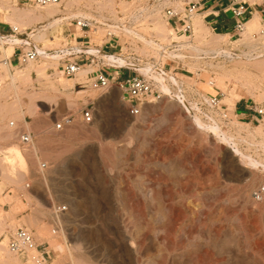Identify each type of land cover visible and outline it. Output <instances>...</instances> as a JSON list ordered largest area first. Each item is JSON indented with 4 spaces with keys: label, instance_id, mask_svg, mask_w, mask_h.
<instances>
[{
    "label": "rangeland",
    "instance_id": "obj_1",
    "mask_svg": "<svg viewBox=\"0 0 264 264\" xmlns=\"http://www.w3.org/2000/svg\"><path fill=\"white\" fill-rule=\"evenodd\" d=\"M188 1L60 0L55 8L0 0V21L16 17L23 22L18 25L21 38L41 27L45 40H32L34 46L70 53L57 64L42 58L31 61L32 70L17 96L10 77L0 81L4 171L0 172V247L4 249L0 264H28L6 248L9 235L20 228L30 231L46 249L49 257L44 264H264V198H259V192L264 193L263 169L239 162L217 138L196 129L183 107L153 81L148 80L153 94L138 102L139 115L131 117L126 107L131 103L118 85L93 88L91 75L85 82H75L74 76L63 73L67 62L81 57L75 52L77 46L123 56L139 65H156L181 82L182 94L201 120L212 119L236 139L239 150L264 165V35L255 31L248 38L246 29L242 33L213 30L201 15L193 14L207 33L190 16L192 31L200 29L201 37L198 31L186 34L191 46L179 50L188 39L181 40L180 24L171 26L165 10L174 9L183 17ZM49 9L56 13L46 15ZM26 10L33 12L27 17ZM30 15L39 19L30 21ZM260 15L264 22L263 11ZM55 20L60 23L53 25ZM77 21L87 28L77 27ZM102 21L115 28L107 29ZM158 26L164 27L166 33H160L164 37L158 35ZM123 28L137 36L124 34ZM138 37L182 54L181 58L159 63L155 51ZM93 60L94 64L86 62L90 70L96 65L117 70ZM28 64H9L11 75L18 73L16 83L26 81L20 71ZM118 69L143 77L134 70ZM67 80H71L67 88L58 86ZM170 91L176 89L170 85ZM224 94L232 102L240 99L250 105L255 119L236 116L232 104H216ZM85 109L91 110L92 123L81 121ZM65 116H71L72 123L55 130ZM19 132L32 136L28 148L19 146ZM14 145L26 158L25 170L3 161ZM33 146L37 152L30 156ZM41 164L47 166L43 171ZM61 206L66 210L55 216ZM254 226L255 231L250 230Z\"/></svg>",
    "mask_w": 264,
    "mask_h": 264
},
{
    "label": "bare ground",
    "instance_id": "obj_2",
    "mask_svg": "<svg viewBox=\"0 0 264 264\" xmlns=\"http://www.w3.org/2000/svg\"><path fill=\"white\" fill-rule=\"evenodd\" d=\"M15 1V0H14ZM176 4H178L177 5V7L179 8L180 6H179V3H176ZM60 5V2L58 3V4H56V5H47V7L49 6V7H55V8H58V6ZM60 7V6H59ZM177 7H176V5H175V8L177 9ZM2 8V7H1ZM13 7H11L10 9H12ZM54 8V9H55ZM13 9H15L14 11H19V10H17L16 8H13ZM54 9H49V12H46V15H49V16H52V15H54L55 13H56V11L54 10ZM180 9L182 10V7H180ZM22 10V9H21ZM24 10V9H23ZM22 10V11H23ZM29 10V9H28ZM14 11H11V14H12V12H14ZM21 11V12H22ZM46 11H47V9H46ZM20 12V11H19ZM26 12H27V10H26ZM28 12H33V10H30V11H28ZM27 12V13H28ZM210 12H211V10H210ZM258 12V11H257ZM16 13V12H15ZM23 13L25 14V10L23 11ZM30 13H28L27 14V17L29 16V14ZM24 14H22V17H23V15ZM33 14V13H32ZM39 14V13H38ZM14 15V14H13ZM11 16V15H10ZM17 16V15H16ZM21 16V15H20ZM39 16V15H38ZM75 16H76V14H75ZM79 16V15H78ZM15 17V16H14ZM13 17V18H14ZM21 17V18H22ZM211 17V16H210ZM24 18H25V15H24ZM34 18V19H33ZM191 18L193 19V21H191V22H195L194 24H196V25H198L199 26V24H201V22H200V20L198 19L199 18V16L197 17V15H194V16H191ZM190 18V19H191ZM7 19H9L10 20V18L7 16ZM11 19H12V17H11ZM15 19L17 20V18L15 17ZM18 19H19V17H18ZM31 19V15H30V18H29V20ZM35 19H37V16H36V18L35 17H32V21L33 20H35ZM39 19V18H38ZM37 19V20H38ZM91 19V18H90ZM200 19H202V18H200ZM6 20V19H5ZM16 20H10V22L8 21V20H6V21H8L11 25H12V28H16V29H18V25H20V24H22L23 22H21L20 23V21H16ZM20 20V19H19ZM22 20V19H21ZM30 20V21H31ZM41 20V19H40ZM23 21V20H22ZM27 22V21H26ZM56 22V21H55ZM54 22V23H55ZM25 23V22H24ZM53 23V24H54ZM102 25H104L107 29H114L115 27L113 26H111V25H109V24H107V23H105V22H100ZM199 23V24H198ZM29 24V23H28ZM25 25V24H24ZM190 25L192 26V24L190 23ZM195 25V26H196ZM163 26V25H162ZM46 27V26H45ZM117 27V26H116ZM159 27V26H158ZM199 27H201V31H203L204 32V27L202 26V24L199 26ZM203 27V28H202ZM118 28H121V26L120 27H118ZM162 28H163V30H162ZM195 28V27H194ZM260 28H262V29H260ZM32 29V28H31ZM44 28L42 27V30H43ZM246 29V32L244 33V34H246L247 35V37L248 38H250L249 36L250 35H252L251 33L252 32H259L261 35H264V22H263V20L261 19V17H260V15L258 14V13H254V15H252V17L251 18H249L248 20H246L244 23H243V29H242V31H241V33L242 32H244V30ZM260 29V30H259ZM123 30H124V34H128V35H130V36H132V35H135V36H137V34H135L134 33V31H132V30H130V28L128 29V28H123ZM200 30V29H199ZM199 30H197L198 31V33H196L198 36H200L199 35ZM115 31V30H114ZM117 31V30H116ZM157 31H160L159 33L157 32ZM156 32L158 33V35L161 33V34H163V32H165L166 33V31H164V27H159V29L157 30ZM193 31H195V30H193ZM192 30H191V32H193ZM197 31H195V32H197ZM205 31H206V29H205ZM164 33V34H165ZM202 33V32H201ZM205 33H207V31L205 32ZM159 35V36H163L164 37V35ZM193 34H194V32H193ZM196 34H195V36H196ZM28 37L27 38H21V37H18V36H15V35H3V34H1L0 33V49L1 50H3V56L1 57L0 56V59L1 58H3V60L1 61L0 60V81H1V79L2 78H5V77H10L9 79H11L10 81H11V84H12V88H13V93H14V95L15 96H17L18 95V92H20V90H21V88L20 87H22L23 85V83H25V82H27V76H28V74L30 73V71L32 70H30L29 71V65H31L32 64V62L31 61H28L29 62V64L26 66V67H28V68H25V70L27 71H25L24 69V71L26 72V73H23L24 71L22 70V71H20L19 69V71H20V73L22 72V74H23V76H22V78L25 76V80L26 81H24V82H20V83H16V77H15V75L14 74H18V73H14L13 75H11V72H10V70H9V64H7V58L12 54V52H13V49L15 48V47H23V49L24 50H28L29 49V47L31 46V47H33V48H35L36 50H37V52H38V58H42V59H44L45 61H51V62H53V64H57V63H54V62H59V60L60 59H62V58H64L66 55H69L70 53L68 52V49H66V50H60V51H58V52H47V51H45V50H43V49H41V48H37L36 46H34L33 45V43H32V40H35V39H37V40H41V41H44L45 39V36H46V33H44L43 31H41V27H40V30H36V29H33V30H30V32H28L27 34H26ZM202 35H204V33L202 34ZM183 37L181 38V40L182 41H184L183 40V38L185 39V41H187V39H188V42H186V43H181V45H179V50H180V47L182 48H185L186 46H191V43H190V41H191V39L189 40V38H186L187 36L185 35H182ZM194 36V35H193ZM197 36V37H198ZM206 36V35H205ZM218 36V35H217ZM162 37V38H163ZM196 37V38H197ZM201 37V36H200ZM246 37V36H245ZM246 37V38H247ZM137 38V37H136ZM139 39V41H140V39L142 40V43H145L147 46H149L150 48H152L154 51H155V53H154V58H156V60L157 61H159V63H160V60H163V59H168V58H170L171 59V57H174V58H181V55L180 54H175L176 52L175 51H171V52H169L167 49H166V47H163L161 44H158V43H156L155 41H153V40H144L145 38H141V37H138ZM194 38V40L196 39L195 37H193ZM203 38H206V37H203ZM203 38H201V39H203ZM210 38V37H209ZM221 38V41H223L222 40V36H219V39ZM176 39H178V38H176ZM198 39H199V37H198ZM213 39V38H212ZM215 39H217V38H215ZM214 39V40H215ZM162 40V39H161ZM165 40V39H164ZM180 40V39H179ZM197 40V39H196ZM211 40V39H210ZM208 40H206V42H207ZM212 41V40H211ZM216 41V40H215ZM220 42V41H219ZM207 43H212V42H207ZM207 43H206V45H207ZM183 44V45H182ZM213 44V43H212ZM217 44V43H216ZM171 45V44H170ZM169 45V46H170ZM210 45V44H209ZM208 45V46H209ZM214 45H215V43H214ZM185 46V47H184ZM193 47V46H192ZM75 48V47H74ZM74 48H72V49H74ZM176 48H177V46H176ZM220 48V47H219ZM71 49V48H70ZM192 49V48H191ZM194 49V48H193ZM75 52H79V53H83V52H85V53H87L88 55H91V56H94V57H96L97 59H100V60H103V63H104V65H106V66H109V67H111V68H125V69H129V70H134L135 72H137L138 74H140V75H142L145 79H147V81L148 80H150V81H153L155 84H157V86L159 87V90L160 91H162L163 93H167V94H169L173 99H175L180 105H181V107H183V110L189 115V116H191V119H192V122H193V125H194V127L196 128V129H198V130H200V131H203V132H207V133H209L210 135H212V136H214L215 138H217V140L220 142V144L222 145V146H224L227 150H229L230 151V153H231V155H232V157H234V158H236V160H238L239 162H241V163H243V164H245V165H248V166H251V167H253V168H261V169H263L264 170V165L263 164H260V163H258V162H256L254 159H252L251 157H249L247 154H245V153H243L241 150H239V148H238V143H237V141H236V139H234L233 138V136L232 135H228V133H226L225 131H223L221 128H220V126H218L217 124H215L214 123V121L212 120V119H208V121H206V122H204L203 120H201L200 119V117H198V114H196L195 113V107H194V105L193 104H190L189 102H188V99H186V97L182 94V90L180 89V84H181V82L179 81V80H177L176 78H174L173 76H171V75H169V74H166L165 72H163L160 68H158L156 65H152L151 63H148V64H145V65H139V64H136V63H134V62H132L130 59H128V58H125V57H123V56H116V55H111V54H106V53H104V52H101V51H99L98 49H96V48H92V47H90V48H86V49H84V48H81L80 46L78 47H76L75 48ZM215 52V51H214ZM61 53H63V54H61ZM153 53V52H152ZM222 53H227V52H221V54ZM218 54H219V52H218ZM2 55V54H1ZM121 55V54H120ZM223 55H225V54H223ZM251 57V56H250ZM258 57V56H257ZM95 58V59H96ZM173 59V58H172ZM249 60H250V58H249ZM252 60H256L255 58H253ZM45 61H43V63L45 62ZM253 62V61H252ZM51 64V63H50ZM93 64H94V62H93ZM158 64V63H157ZM88 66V65H87ZM94 66V65H93ZM14 68V67H13ZM90 68H92V67H90V66H88V67H83V68H79V70L76 72V74H75V76H74V81L76 82V81H78V82H80V81H82L84 78H86L87 79V73L90 71ZM96 69H97V65H96ZM17 71V70H16ZM18 71V72H19ZM21 74V75H22ZM20 74H19V76H21ZM27 75V76H26ZM30 75V74H29ZM18 76V77H19ZM17 77V80L19 81L20 79L19 78H21V77H19L18 78ZM22 78H21V80H22ZM29 79V78H28ZM20 80V81H21ZM23 81V80H22ZM29 81V80H28ZM69 81H71V80H67V81H59L58 82V86L60 87V88H62V89H64V88H67V84H66V82L68 83ZM74 81H73V84H74ZM84 81V80H83ZM82 81V82H83ZM85 82V81H84ZM22 83V84H21ZM20 86H19V85ZM69 84V83H68ZM22 85V86H21ZM170 85L171 86H173L174 87V90L176 89V91L175 92H173L172 93V91H170ZM70 86V85H69ZM54 87H56V86H54ZM72 87V86H71ZM155 87V86H154ZM12 88H11V91H12ZM56 89V88H55ZM55 89H53V90H55ZM172 89V88H171ZM168 95V96H169ZM170 97V98H171ZM147 103V102H146ZM149 103V102H148ZM220 103L221 104H226V105H230V104H232V99H231V96H229V95H223V98L220 100V102H218V103H216V104H219L220 105ZM19 106V108L18 109H21L22 108V106H21V108H20V105H18ZM17 106V107H18ZM17 109V110H18ZM262 112V111H261ZM18 114H21V112H19ZM23 114V113H22ZM15 116H17V117H15ZM14 117L15 118H20L21 116L19 115H15ZM24 116H22L21 118H23ZM209 118V117H208ZM0 120H2V118L0 119ZM191 122V123H192ZM8 126L9 127H13L14 126V122H11V121H9L8 123ZM11 124H12V126H11ZM5 134V133H4ZM7 134V133H6ZM6 134H5V136H6ZM8 135H10V134H8ZM7 135V136H8ZM6 136V137H7ZM31 137V140H32V136H30ZM32 142H33V140H32ZM36 147H34L33 146V149H32V153H30L31 155L30 156H32V154L35 156V154H36ZM4 158H3V161H4V163H6V165H9V166H12V167H18L19 169H22L23 170V168H24V170H25V167H26V158H25V156H24V154L20 151V149L17 147V146H10L8 149H7V152L4 154V156H3ZM264 163V162H263ZM3 164V163H2ZM1 166V165H0ZM2 169V167L0 168V172L1 173H3L4 171L3 170H1ZM15 169V168H14ZM17 170V169H16ZM15 170V171H16ZM263 172V171H262ZM264 173V172H263ZM3 175H6V174H3ZM1 176H2V174H1ZM216 176V175H215ZM214 176V177H215ZM252 178H253V176H252ZM218 182V181H217ZM214 184V183H213ZM260 193V195L259 196H261V197H259V198H264V196H262V195H264V193L262 192L261 193V191L259 192ZM0 198H1V196H0ZM2 199H0V201H1ZM1 203V202H0ZM1 205H3L2 203H1ZM1 213L2 212H0V215H1ZM1 217H2V215H1ZM3 220V219H2ZM254 222H255V220H254ZM253 224V223H252ZM255 225V224H254ZM0 226H1V224H0ZM17 226V225H16ZM252 226V225H251ZM254 229V230H253ZM250 230H253V231H255V226L254 227H252V229H250ZM255 233V232H254ZM253 233V234H254ZM251 238V237H250ZM255 242V241H254ZM3 243V241L0 243V244H2ZM252 243V242H251ZM255 246V245H254ZM2 247V246H1ZM0 247V249L1 250H4V249H2ZM253 247V246H252ZM252 249V248H251ZM254 249V248H253ZM2 252V251H1ZM0 252V253H1ZM5 252H7V251H5ZM4 252V253H5ZM254 253H255V251H253ZM8 253H10L9 251H8ZM251 253V252H250ZM7 254V253H6ZM11 254V253H10ZM252 254V253H251ZM2 255V254H1ZM250 255V254H249ZM250 256H252V255H250ZM254 259V258H253ZM10 260V259H9ZM12 260V259H11ZM253 262V261H252ZM254 262H255V259H254ZM250 264H252V263H250Z\"/></svg>",
    "mask_w": 264,
    "mask_h": 264
},
{
    "label": "built area",
    "instance_id": "obj_3",
    "mask_svg": "<svg viewBox=\"0 0 264 264\" xmlns=\"http://www.w3.org/2000/svg\"><path fill=\"white\" fill-rule=\"evenodd\" d=\"M188 1V0H185ZM228 2V9L231 16L236 20L233 30L237 33L241 32L243 29L244 15H245V2L243 0H225ZM27 3L34 4L39 7H45L47 5H56L60 0H26ZM197 3L194 1H188L187 5L184 8L183 17H181L179 12H176L174 9L167 8L165 10V16L168 20L172 21L171 26L178 27L180 24L179 32H182L184 35L191 34V25H190V16L195 14ZM264 13V9H263ZM76 26L80 29L87 28V25L83 21H77ZM10 35H15L21 37L23 34L16 28L10 29ZM28 36L26 35L25 38ZM20 55V62L22 64L28 61H34L38 59V52L35 48L29 47L27 51L18 48ZM81 57H78L73 62H67L63 68V73L65 76H75L76 72L80 68L82 63H93L95 59L93 56L86 53L79 54ZM92 57L89 59L88 57ZM111 68V67H110ZM117 69V68H113ZM120 70V69H117ZM110 85V79L107 77V74L103 71L96 73V76L91 80V86L93 88H103L106 89ZM118 87L123 96L128 98V102L131 103L127 105V112L131 117H136L139 115V106L138 102L148 95L153 94V86L140 76H133L126 80L123 83H119ZM212 102L215 103L216 99H212ZM80 119L83 123L89 124L93 121V115L91 110L85 109L80 113ZM73 121L71 116L63 117L60 122H57L55 125V130L61 131L64 127L70 125ZM12 126V124H11ZM32 140L28 134L19 132L18 133V144L22 148H28ZM40 170L43 171L47 168L46 164L40 165ZM25 188L28 189L29 186L26 184ZM263 191V190H262ZM66 208L64 206L57 207L56 214L64 212ZM7 250L14 255L15 257L25 261L28 264H44L49 257L48 252L41 244H38L33 236V234L25 229H17L14 233L10 234L8 237Z\"/></svg>",
    "mask_w": 264,
    "mask_h": 264
},
{
    "label": "crops",
    "instance_id": "obj_4",
    "mask_svg": "<svg viewBox=\"0 0 264 264\" xmlns=\"http://www.w3.org/2000/svg\"><path fill=\"white\" fill-rule=\"evenodd\" d=\"M22 1L26 2V0H22ZM192 1L198 4V6L196 7L195 14L201 15L204 22L212 26L213 30H219L221 32H228L229 30H233L236 20L231 16L229 12L227 1L225 0H192ZM243 2H245V10H246L244 15V20L251 18L252 15H254V13L255 14L258 13L260 15V13H262L264 9V0H243ZM55 21H54L55 23H60L58 22L59 20H55ZM11 28L12 25L9 22L0 21V33H4L6 32V30H8L9 32L8 34H10ZM18 48L20 47H15L13 49L12 54L7 58V62L11 65L20 63V55H19L20 52ZM83 67H87L86 63L80 64V68ZM99 71H103L107 74V77L110 79L111 85H118L119 83H123L132 77L129 73L125 71H121V70L106 71L105 69L97 66V69L95 68L94 70H90L87 73L88 74L87 78H89V76L91 75L90 80H93L94 77L96 76V73ZM232 105H233V112L235 113L236 116L244 117L248 119L250 118V120L255 119V110H253V108L250 105L245 104L240 99L232 102Z\"/></svg>",
    "mask_w": 264,
    "mask_h": 264
},
{
    "label": "trees",
    "instance_id": "obj_5",
    "mask_svg": "<svg viewBox=\"0 0 264 264\" xmlns=\"http://www.w3.org/2000/svg\"><path fill=\"white\" fill-rule=\"evenodd\" d=\"M248 20V19H247Z\"/></svg>",
    "mask_w": 264,
    "mask_h": 264
}]
</instances>
